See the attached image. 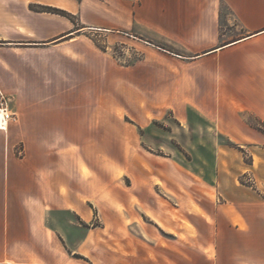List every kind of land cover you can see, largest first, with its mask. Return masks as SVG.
I'll use <instances>...</instances> for the list:
<instances>
[{
    "label": "crops",
    "instance_id": "1",
    "mask_svg": "<svg viewBox=\"0 0 264 264\" xmlns=\"http://www.w3.org/2000/svg\"><path fill=\"white\" fill-rule=\"evenodd\" d=\"M42 8L69 13L85 31L120 32L142 51L151 46L180 62L214 63L217 130L247 143L251 161L240 164L238 177L252 182L237 185L234 175L223 190L233 206L224 226L232 236L217 239V264H264V134L245 121L252 115L264 127V0H0V94L7 93L18 115L8 134L22 136L27 152L5 164L3 188L0 132V264H82L67 249L97 244L92 229L75 245L45 224L48 214L68 211L83 213L88 223L81 199L91 197L94 181H82L78 153L96 147L97 118L80 89L66 93L62 75L48 74L40 84L38 70L60 64L34 57L60 51L78 56L75 63L96 54L79 46L81 29L70 19ZM154 243L133 240L121 264H164L161 241ZM184 243L189 249H171L169 264H194V254L208 264L207 240ZM141 247L152 248V257Z\"/></svg>",
    "mask_w": 264,
    "mask_h": 264
},
{
    "label": "rangeland",
    "instance_id": "2",
    "mask_svg": "<svg viewBox=\"0 0 264 264\" xmlns=\"http://www.w3.org/2000/svg\"><path fill=\"white\" fill-rule=\"evenodd\" d=\"M42 11L70 19L81 29L79 46L96 52L89 62L74 63L72 58L78 56L60 51L34 57L43 64H60L38 70L40 84L48 74L62 75L66 93L80 89L97 118L96 147L78 153L82 181H94L88 186L91 197L81 199L90 212L88 223L83 213L57 212L48 214L47 227L70 241L75 238V245L92 229L96 245L67 249L77 251L73 258L82 264L89 259L121 264L123 247L138 238L151 245L161 241L164 264H169L171 249L188 250L184 241L204 239L209 243L204 248L208 264H217V239L232 236L224 226L231 221L233 206L223 190L232 187L234 175L237 185L249 187L252 182L248 175L238 177L240 164L251 161L247 143L217 130L214 63L180 62L151 46L142 51L120 32L85 31L86 26L65 11ZM2 95L15 114L10 126L17 124L11 98L1 92L0 99ZM245 121L264 134L252 115ZM9 128L1 132L3 188L5 164L27 156L23 137L8 134ZM149 251L152 257V248ZM199 261L194 254V264Z\"/></svg>",
    "mask_w": 264,
    "mask_h": 264
},
{
    "label": "built area",
    "instance_id": "3",
    "mask_svg": "<svg viewBox=\"0 0 264 264\" xmlns=\"http://www.w3.org/2000/svg\"><path fill=\"white\" fill-rule=\"evenodd\" d=\"M0 118V132H7L10 124L16 121L15 114L10 111L8 101L3 95L0 99Z\"/></svg>",
    "mask_w": 264,
    "mask_h": 264
},
{
    "label": "trees",
    "instance_id": "4",
    "mask_svg": "<svg viewBox=\"0 0 264 264\" xmlns=\"http://www.w3.org/2000/svg\"><path fill=\"white\" fill-rule=\"evenodd\" d=\"M47 11H48V12H49V11L52 12L53 10H52V9H48ZM57 13H58V12H57ZM59 13H60V12H59Z\"/></svg>",
    "mask_w": 264,
    "mask_h": 264
},
{
    "label": "bare ground",
    "instance_id": "5",
    "mask_svg": "<svg viewBox=\"0 0 264 264\" xmlns=\"http://www.w3.org/2000/svg\"><path fill=\"white\" fill-rule=\"evenodd\" d=\"M0 119H2V118H0ZM2 122H3V120H2Z\"/></svg>",
    "mask_w": 264,
    "mask_h": 264
}]
</instances>
